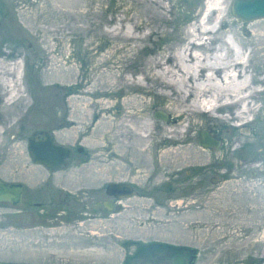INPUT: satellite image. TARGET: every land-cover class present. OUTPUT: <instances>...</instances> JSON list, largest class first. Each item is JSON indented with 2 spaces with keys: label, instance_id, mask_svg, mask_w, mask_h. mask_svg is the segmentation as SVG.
<instances>
[{
  "label": "rangeland",
  "instance_id": "1",
  "mask_svg": "<svg viewBox=\"0 0 264 264\" xmlns=\"http://www.w3.org/2000/svg\"><path fill=\"white\" fill-rule=\"evenodd\" d=\"M205 1L162 0L161 5L165 9L160 8L156 0L2 2L0 62L18 63L22 90L18 95L19 100L7 104V92L2 90L0 85V177L29 182L48 179L52 180L51 184H56L55 187H65L72 183L70 170L74 162L88 158L83 170L75 172L76 174L103 175L105 182L117 178L127 180L137 187V193L123 201L124 207L120 209V213L106 216L107 219L103 223L109 227L104 231L108 232L111 228L116 237L110 234L105 236L104 250L99 252L101 257L91 259L89 255L85 262L74 258V249L71 244H66L63 233L53 235L52 232L51 243L50 236L46 234L48 228L40 226L38 222L28 224L20 219L17 212H5L6 208H0L1 261L10 260L16 264L28 261L33 264H123L129 256L126 264H172L173 252L163 245L176 246L182 241L197 244L201 239L207 240L208 243L211 238H224L221 245L227 249L231 248L230 259L234 260V263L264 264V179L260 177V184V179L257 180L256 176L252 178L246 169L235 170L240 169L235 168V164L242 160L247 163V169L252 168L259 175L260 169L254 163H260L259 166L264 163V92L255 96L256 103L262 108L256 114L249 115L253 121L236 130H232L228 125H217L209 133L218 139L216 147L212 146L210 150L213 151V157L208 155V158L213 160L210 166L216 165L217 173L212 167L211 170L207 168V171L200 170L196 175L185 176L187 167H180V164L171 167L172 173H166L169 168L157 164L107 163L100 158L102 151L99 150L100 146L95 144H99V136H95L92 131L98 120L99 104L102 101L111 105L108 110L109 115L113 116L114 111H121L123 98L142 94V89L136 87L135 81L144 82L141 72L146 70V61L171 54L183 43L186 39L183 34L195 22L194 18L188 20L189 15L202 12ZM226 2L227 16L217 30L219 35L231 31L227 22L230 19H234L239 28L241 27L239 31L242 34L238 31L241 38L252 39L254 31H251V28L264 34V17L248 22L240 21L230 11L231 0ZM89 9L86 14L85 11ZM129 18H133L135 23L142 19L150 23L147 27L138 28ZM167 20L169 23L165 24L164 21ZM118 25V29H115ZM126 34L143 35L145 38L137 41L126 38ZM262 45L253 42L247 46L254 54V76L258 75L260 79L264 76L261 71L264 70V54L262 53L260 58L261 53L256 50ZM104 72L124 76L131 86H125L123 83H111L109 86L100 84V75ZM261 82L263 84L264 80ZM147 83L153 90L143 96L153 104L149 118L154 121L157 120L153 118L156 109L166 113V102L164 97L160 96L159 87H156L154 82ZM23 98L27 100L26 104H23ZM74 102L79 108L88 103L91 107L86 111L82 108L77 111V116L73 117L71 111ZM195 120V127L189 126L188 133L194 137L193 146L202 151L197 135L207 126L213 127L215 121L204 115H197ZM240 122L242 121L237 123ZM42 129L53 133L56 143L71 148L73 154L68 160L69 166L62 165L50 173L47 167L37 165L28 155V137L32 131ZM158 129L156 125L154 130ZM234 134L246 141L236 150L228 145ZM153 139L154 145L149 155L159 153L166 145L174 143L170 144L167 140L160 142L161 137L158 136ZM251 141H256L253 149L248 145ZM79 148L83 150L80 152ZM199 161L210 162L207 159ZM226 167L235 168L234 172H231L233 169L222 172ZM180 168L183 170L180 171ZM234 174L241 175L248 181H218L215 196L199 198L193 205L186 206L188 200L182 203L180 180L194 181L199 178L208 182L213 175L227 178ZM208 209L212 214L207 212ZM205 224H212L210 231H205ZM246 226L248 233L244 235ZM23 227H30L25 236L22 235ZM139 241L143 244L153 241L154 246L148 254L143 252L138 256L128 255V252L131 253L136 248L134 242Z\"/></svg>",
  "mask_w": 264,
  "mask_h": 264
},
{
  "label": "bare ground",
  "instance_id": "2",
  "mask_svg": "<svg viewBox=\"0 0 264 264\" xmlns=\"http://www.w3.org/2000/svg\"><path fill=\"white\" fill-rule=\"evenodd\" d=\"M151 1L153 2V0ZM156 2L160 8L165 9L161 5L162 0H156ZM227 5L226 0H206L202 12L197 15L190 14L188 20L194 18L195 22L183 34L186 39L171 54L146 61V70L141 72L144 82L135 81L136 87L142 89V94H132L123 98L120 112L116 110L114 115L110 116L108 109L111 105L105 101L99 104V117L92 131L95 136H99L100 142L95 144L100 146L99 150L102 151L100 158L103 161L117 165H124L125 162L133 165L157 164L169 168L166 173H172L171 167L178 164L180 167L197 166V164L208 166L213 163V160L208 158V155L212 157L214 155L213 151H210L211 147L202 146L199 143L202 150L199 151L193 146V135L188 133L189 126L195 127L197 115H204L215 121L213 127L207 126L203 129L207 130L208 134L217 125L219 127L228 125L232 130H236L253 121L249 118V114H256L262 108L256 103L255 96L264 92V83L261 82L264 80V76L261 79L257 77L258 75L254 76V67H252L254 54L252 49H248L247 46L253 42H256V45L264 44V34L251 28V31H254L252 39L241 38L239 37L241 27L239 28L238 22L234 19H230L227 21L231 29V31H227L230 33L228 40L232 36L234 42L228 41L225 33L219 35L217 30L220 27H216L215 22L219 18V21L225 20ZM89 11L90 9L85 13L87 14ZM129 20L133 21V18H129ZM120 21L121 19H119V23ZM149 23L150 21L142 19L138 23L134 22V25L141 28L147 27ZM164 23L168 24L169 21H164ZM118 27L119 25L115 29ZM125 36L137 41L145 38L143 35L134 34ZM256 51L261 53L260 58H262L264 45L259 46ZM255 66L258 68V64ZM256 71L258 70L256 69ZM261 71L264 73V70ZM19 73L17 62L8 64L0 62V85L2 90L7 92L5 94L7 104L20 98L18 95L22 90V85ZM117 74L115 75L113 72L101 73L99 83L105 86H109L111 83L119 85L123 83L125 86H131L124 76ZM147 81L154 82L153 84L159 87L160 96L164 97V102H166L167 114H165L166 118L163 122H160L157 117H154L157 118L154 121L149 118L153 104L148 102L149 100L143 95H147L153 89ZM26 101L23 98V104H26ZM90 107L91 105L88 103L79 108L74 102L71 111L73 117L77 116V111L82 108L86 111ZM203 110L205 111L203 112ZM238 121L242 122L237 123ZM156 125L159 128L158 131L154 130ZM197 125L203 127L202 124L197 123ZM154 136L161 137L160 142L167 140L170 144L174 143L170 146L166 145L159 153L149 155L151 147L154 145ZM229 141L228 145L232 146L234 150L246 143L244 138L237 134H234V137H231ZM248 145L250 149H253L256 141H251ZM204 159L210 160V162L199 161ZM181 170L183 168H180ZM207 212L212 214L210 209Z\"/></svg>",
  "mask_w": 264,
  "mask_h": 264
},
{
  "label": "flooded vegetation",
  "instance_id": "3",
  "mask_svg": "<svg viewBox=\"0 0 264 264\" xmlns=\"http://www.w3.org/2000/svg\"><path fill=\"white\" fill-rule=\"evenodd\" d=\"M5 2V0H0V5L2 2ZM3 6V5H2ZM198 136V135H197ZM199 141V136H198ZM81 148L78 149V151L81 152ZM70 156L64 160L66 165H70L68 160L71 157L73 153H71V148H69ZM88 158L79 159L76 162H74L73 168H71L70 176L72 178V183H68L67 186L51 184L52 180L49 181L48 179H45L44 181L38 182H29L27 180L19 181L16 179L13 180H7V179H0L3 181H6L7 183H14L17 182L22 187V193H21V199L20 202L15 204V206H12L8 201L0 202V208L5 209V212H17L18 216L22 221H27L28 224H34L35 222H38L41 224L40 226L48 228V231L46 234H48L49 239L52 243V236L51 233L53 232V235L59 233L60 235L63 233L66 237V244H71L72 248V255H74L75 259L82 260L83 262L87 261V258L89 255L91 257L89 258H100L101 255L99 252L104 250V244L103 240L104 237L110 234L112 237H116V234L113 233V229H109L108 232H105V228H108L109 226L103 221L106 218L107 215L111 214H118L120 213V209L124 207V200H127V198H131L134 196L137 191L135 188H137L133 183L131 184L127 180L119 179L116 180H106V182L103 180V175H96V176H89V174L85 175H78L75 172H79L80 170H83L84 163L87 161ZM64 164V165H65ZM253 164V163H251ZM259 171V175L256 174L255 170H252V168H248V165L246 162L239 160V162L235 165H237L235 168H225L222 169V172H227L228 169H233L231 172H234L235 170H242L243 168L249 171V174L251 177H255L259 180L258 183H262V177L264 179V163L262 166H259L260 163H254ZM253 164V166H254ZM41 166L47 167L45 164H37ZM63 165V166H64ZM216 166V165H215ZM213 165H208L207 167L196 165H188L187 169H185V176L194 174L201 171H207L211 170L212 167L215 168ZM204 167V168H202ZM211 168V169H210ZM256 168V169H257ZM59 169L58 167L50 168L47 167V170L49 172H54L55 170ZM96 169V168H95ZM94 169V170H95ZM90 171V170H88ZM215 173H217L216 168L213 170ZM245 171V170H242ZM210 172V171H209ZM53 174V173H52ZM88 175V176H87ZM87 176V178H85ZM224 177V176H222ZM220 178L215 175H213L210 179H208V182L202 181L198 178V180H191V179H184L180 180V188H182V203L185 202V200H188L185 204L188 206L189 204L193 205L199 198H206L209 195L215 196L217 193L216 184L218 181H221L222 183H226L228 181L232 182H239L242 181V183L247 182L248 179L243 178L241 175L237 176L234 174V176H228L227 178ZM261 177V178H260ZM190 178V177H189ZM228 180V181H227ZM111 182H120V183H130L132 186L133 194L127 197H124V191L116 189L115 191H112L113 193L110 194L107 192V185ZM55 187V188H54ZM184 205V206H185ZM126 206V205H125ZM183 206V207H184ZM195 206V205H194ZM197 208L199 205L196 206ZM212 224L207 225L205 224L204 227H206L205 231H210ZM108 226V227H107ZM113 226V224L111 225ZM23 227L22 228V235H26L28 233L29 228ZM244 228V226H243ZM241 227V229L243 230ZM246 226V230L243 233L246 235L248 233ZM214 230V229H212ZM243 232V231H242ZM224 241V238L221 240H217L215 238H211L208 240V243L201 239L200 242H197V244L194 243H187V242H180L176 246L170 245H163V247L168 248L169 250H172L173 254L171 257L172 264H173V257L177 256V260L180 261V264H236L234 263V260H231L230 258V252L231 248L224 247L221 241ZM221 242V243H220ZM50 243V246H51ZM136 246V248L130 252H128V255L133 254V256H138L140 253L148 254L150 252V249L152 248L153 241H150L149 244H143L142 242H134L133 244ZM158 245H160L158 243ZM52 248V246H51ZM76 250V251H75ZM52 253V249L50 250ZM50 253V256H51ZM52 257V256H51ZM129 257V256H128ZM128 257L125 258V262L128 259ZM88 258V259H89ZM10 261V260H7ZM5 261V262H7ZM11 262V261H10ZM123 264H126V263ZM12 264H16L11 262ZM18 264H33L31 261L24 262V263H18Z\"/></svg>",
  "mask_w": 264,
  "mask_h": 264
},
{
  "label": "water",
  "instance_id": "4",
  "mask_svg": "<svg viewBox=\"0 0 264 264\" xmlns=\"http://www.w3.org/2000/svg\"><path fill=\"white\" fill-rule=\"evenodd\" d=\"M230 11L236 16L240 21L244 22L251 21V19H261L264 17V0H231ZM166 113L155 110L154 117L158 119H165ZM199 143L202 146L216 147L218 139L210 136L207 130H201L198 133ZM28 148V155L34 160L36 164H45L47 167H61L64 165L66 158L70 156L69 148L65 145H60L54 141L53 133L48 132L45 129L34 130L28 137V142L26 143ZM107 192L112 194V191L116 189L124 191L123 196H131L133 194L132 186L130 183H120V182H109L107 185ZM22 193V187L17 182L7 183L0 179V202L8 201L12 206L20 202ZM177 256L173 257V264H180L177 260ZM0 264H12L10 261H1Z\"/></svg>",
  "mask_w": 264,
  "mask_h": 264
}]
</instances>
